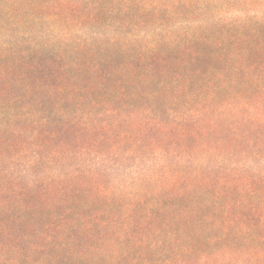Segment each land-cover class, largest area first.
I'll use <instances>...</instances> for the list:
<instances>
[{
	"label": "trees",
	"instance_id": "trees-1",
	"mask_svg": "<svg viewBox=\"0 0 264 264\" xmlns=\"http://www.w3.org/2000/svg\"><path fill=\"white\" fill-rule=\"evenodd\" d=\"M0 264H264V0H0Z\"/></svg>",
	"mask_w": 264,
	"mask_h": 264
}]
</instances>
